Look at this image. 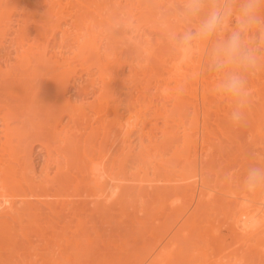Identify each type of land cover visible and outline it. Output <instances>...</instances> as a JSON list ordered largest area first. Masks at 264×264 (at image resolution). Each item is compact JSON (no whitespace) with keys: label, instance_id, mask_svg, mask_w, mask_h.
Listing matches in <instances>:
<instances>
[{"label":"bare ground","instance_id":"6f19581e","mask_svg":"<svg viewBox=\"0 0 264 264\" xmlns=\"http://www.w3.org/2000/svg\"><path fill=\"white\" fill-rule=\"evenodd\" d=\"M77 1L78 6L77 4L76 6L81 11L80 17H78L79 14L76 16L77 11L72 13L69 9L72 0H5L3 3L5 5L0 8V54L6 46L14 51H12L13 55L11 53L0 55V264H35L33 260V262H27L28 257L33 254L41 256V259L42 257L48 259L51 254L59 253L62 250L66 253L70 238H68L69 233L65 227L70 226L68 225L70 219H72L71 222L73 219L76 220V217L73 216L77 214L75 212L78 205L75 206L73 202L79 203L78 208L83 207L80 202H87L89 198H92L91 202H105L111 195L112 189L116 190V188L117 196L121 197L132 194L136 197L149 196L150 192L149 195H146L148 193L141 191L147 187H150V190L155 188L152 185L156 179H148L149 174L156 175L160 172L163 173V170H171L163 166L153 165L151 168L148 166L147 157L150 148L166 146L178 153L179 148L182 147L186 153H189L188 158H192L179 169L172 168V170L178 171L181 177L178 176L177 179H171V181L160 179L163 183V187L160 188L162 189L161 194L164 196L172 193L187 194L193 198L196 192L200 191L202 194L208 189V183L206 177L202 176V171L208 167L206 163H209L211 155L202 152L204 155L200 156L199 153L198 155L201 157L199 162L198 155H194L197 152L190 156V150L193 146L197 147L200 140L201 144L204 143V139L201 137L206 131L204 123L207 112L205 111H210V109L207 110L208 108L205 109V106L209 107L210 105V107L216 108L223 104L222 109H227V111H230V107L218 99H212L215 96L213 78L202 73L203 50L193 52L197 56L195 59L193 53L185 58L172 51L169 46H164L166 43L159 39L162 31L160 29H158L160 31H156L150 26V29L159 32L157 37L159 42H162L161 48L164 47L163 53L159 51L161 57L158 59L163 70L155 62L154 67L163 71L164 74L166 73L167 76L162 75L166 77L165 81L174 79L176 82L180 81L177 83H180L179 86H181V88L177 87L181 89L179 93L175 94L178 92L176 91L172 94L171 90L173 96L166 97L172 98V107L177 114V123L172 121L171 125H165L160 129L162 139L157 140V136L154 137L152 135L154 133H151L152 129L145 131L147 118L144 117L146 112H149L152 117L160 116V107H163V101L166 100L164 98L166 89H161L162 81H159L160 76H158L160 72L157 70L156 73L150 72L152 74L148 75H151V78L157 74V79L154 78L157 83L153 88L156 91L153 94L156 95L149 96V102L146 101L143 92L147 91L148 86L145 81L148 80V77H146L147 73L144 68L148 67L147 64L150 63H147V59L141 55V52L148 53L152 48L147 46L141 48L147 43L143 41L145 44L139 45L142 43V41L140 42L142 39L137 38L139 43L136 42L134 46L124 43L127 41L129 43L131 40L130 37H125L126 30L129 28H134L136 32L133 31V33L140 38L147 35L148 28L143 26L147 28L145 33L142 24L147 23L146 25H148L155 20L156 15L152 5L161 3L163 0H135L133 3L132 0H123L125 4L131 5L132 3L134 5L130 8L120 6L121 0H112L116 9L107 8L108 10L106 7L109 0ZM31 3L33 6L30 7L31 11L28 13H34L35 5L44 3L43 11L35 12L39 14L40 18L38 17V19L40 20L35 17L36 14H30L29 16H34L36 20L33 18L31 22L28 20L29 23L25 22L27 24L23 27L17 25V28L22 29L15 30L16 26L13 27L12 24L13 17L17 15L18 18H24L27 14L25 10H29L28 7ZM125 7L130 10H126ZM38 9L39 7H37ZM110 10L112 11L109 15L108 11ZM117 10L119 14L126 15H122V18L125 17L120 19L123 20L122 27L119 25L117 29L121 43L124 44H118L124 46L120 47L118 51L119 46L113 43L117 36L110 40L113 42H109V32L106 33L107 31L105 32L103 28L110 29V27L119 24L118 18L120 17H117ZM134 11L139 16L135 17ZM85 13L90 15H85ZM74 16L78 17L77 21L80 19L78 24L71 21ZM110 16L112 17L109 18ZM24 20L27 21L25 18ZM21 21L20 23H22ZM13 31L15 34L17 33L16 36ZM131 31H129L130 35H133ZM70 40L71 43L68 42ZM147 41L150 42L148 39ZM154 43H152L153 46H155ZM161 48L159 49L161 50ZM6 50L8 51V49ZM153 51L156 50L152 49L150 52ZM136 54L142 56L143 61L136 63ZM148 56L145 57L150 61L155 55ZM123 57L125 59L122 62ZM12 58L13 62H11ZM126 67L128 73L125 74ZM150 69L149 71H151ZM91 78L92 80H90ZM81 79L84 80V85H87L86 87L92 91L89 95L91 100H80L77 98L79 95H76L78 102H72L73 100L71 101L69 96L71 87L79 86ZM147 82L149 83V81ZM177 83L174 82L176 85ZM163 84L165 85L166 82ZM139 86H141V90ZM132 88H136L137 92L142 93H137L138 96L132 97ZM81 89H78V93L83 95ZM82 90L83 93H86L84 88ZM249 91L250 99L247 109L254 105V100L264 99V69L259 70L250 78ZM198 93L200 94L199 98ZM183 96L186 97L185 100ZM155 97L160 98L156 104L154 103ZM208 97L211 99L208 100ZM214 103L218 104L214 105ZM219 110L222 111L221 107ZM133 119L137 122L135 125L132 123ZM178 126L182 128L179 131L182 132L181 137H178ZM134 131H137V140L133 139ZM34 145H38L46 157L43 156L42 159H45L47 164L41 159L44 164L41 163L40 167L42 168L39 172L31 160ZM41 155L39 156L41 157ZM49 167H53L51 176ZM141 192L143 196H140ZM154 194L158 193L152 192L150 196H155ZM203 197L210 198L206 192L203 193ZM210 201L211 199L206 203L214 204ZM17 202L20 204L17 205ZM32 202H42L43 204H40L45 206V211L42 212H49L46 209L53 208L52 206V208L48 207L47 202H67L65 204H70L69 206L73 204L76 209L68 207L66 209V212L67 210L69 212L66 214L68 216H57L56 212H51L56 216H52L50 213L46 214L52 218L58 217L54 219L59 221L56 223V220L50 218L43 224L45 221L39 220L41 211L37 213ZM203 203L205 202L199 200L197 209ZM252 203L248 204L251 206L245 205L241 208H238L237 205L234 211H230L232 213L228 214L232 216L230 233L238 241L256 238L259 234L264 235V197L256 199ZM173 204L172 202L171 208H173ZM239 205L242 206V204ZM171 210L173 211V209ZM59 212L62 214L63 209ZM77 212L80 213V210ZM78 216L77 220H79ZM49 217L45 216L44 218ZM141 221H137L136 225L140 227L144 220ZM74 229L78 230V228ZM64 234L68 236L67 241L69 242L65 240ZM62 236L63 238H61ZM35 238L38 239L37 242H41L42 247L39 246L41 248L35 246L33 241ZM61 239L64 241H60ZM163 241L162 238L156 240L148 251L149 253L141 254L143 256H140L136 264H167L170 260L172 262L175 243L169 241L163 245ZM59 242H66V245L62 244L64 246L62 247ZM252 262L259 264L256 259Z\"/></svg>","mask_w":264,"mask_h":264},{"label":"rangeland","instance_id":"374dc122","mask_svg":"<svg viewBox=\"0 0 264 264\" xmlns=\"http://www.w3.org/2000/svg\"><path fill=\"white\" fill-rule=\"evenodd\" d=\"M1 2H0L1 4L0 8H2L3 5H5L3 4L5 0ZM120 2H122L120 3V6H123V7L128 6L130 8L131 6L132 7L134 6L132 5V3L135 2V0H132L131 5L129 3L125 4V1L123 0H121ZM31 4H29L30 5L28 7L29 10L27 11L25 10V12L27 13L25 14L28 16L25 15L24 18L27 21H25L24 18H18L17 15H15L17 16L16 18L15 16L13 17L14 19L12 20V24H13V27L16 26L14 28L15 30L22 29V28H17V25L18 27L20 26L23 27V25L31 22L32 18L33 20L34 19L36 20L34 16L32 15H31L32 17L29 16L30 14H34V15L36 14L37 16L35 15V17H37V19L38 17L40 18L39 14L35 12L41 13L43 11L44 3L43 4L41 3L42 5L40 4H37V6L35 5L34 8L36 10L34 13L32 12L28 13V11H31L30 7L33 6V4L32 5ZM76 4L78 6V1L72 0L69 6L70 7L69 9L70 11H72V13L73 11L75 12L77 11L76 16H78L79 14L78 17H80L81 11L78 10ZM107 4L108 5L106 9L107 8L116 9L115 4L113 6L112 0L107 1ZM37 7H39L38 10L40 11L37 10ZM129 8L125 7L126 10L127 9L130 10ZM107 10L105 11L107 12ZM111 11L112 10L108 11L109 15L111 14ZM14 14H17V13H14ZM85 15H90V14L85 13ZM122 15H124V13ZM122 15L121 13L119 14V12L117 14V17H120L118 18L119 24L110 27V29L107 27H103L105 32L107 31L106 33L109 32L108 41L113 42L110 40H112L115 36H117V38L114 39L116 41L113 42L116 45L118 44L132 45L133 44L134 46L136 42L139 43V40L137 41V39H142L140 40V42L142 41V43H139V45L145 44V42L147 44L142 45L141 48L144 46H147V47L152 48L153 50H156V51L150 52L152 51V49H150L149 51L150 53L149 52L147 53L144 51L141 52V55L144 56L145 59H147L148 61L147 63H150V64H147L148 67L146 68L148 69L144 68V70H146V73H147L146 77H148V80L146 79L145 81V84L147 83V86H148L146 89L148 92L145 91L146 94L145 92H143V94L145 95V99H147L146 100L147 102H149L148 100H150L149 99L150 97H154V95H156V94H153L156 92L154 91L155 89L153 88H154V85L157 83V81L155 80L157 79V74L156 76H154V78L156 77L155 79L153 77L151 78V75H148V74H152L150 72L152 71L155 72L157 70L160 72V73L157 72L159 73L158 76H160L159 81L160 82L162 81L161 82L162 84H160L161 89H166L164 98L167 101L166 100L163 101L164 102L163 107L159 106L160 107L159 112L161 113L160 116L152 117L149 112H146L144 118L145 119L147 118L145 122V131H147V129H152L153 132L151 130V133H154L152 135L154 137L157 136L158 137V138L156 137L157 140H161L162 138H161L160 129H162L165 125H171L172 121H175L177 123L176 121L177 114L175 113L172 107L173 106L172 105L173 103L171 100L172 98H166V97L173 96L172 94H174L176 91L178 92H176L175 94L179 93V90H181L180 89L181 86H179L180 83H177V82H180V81L176 82V80L174 79L172 81H168V80L165 81L166 77L162 76V75H165V76L167 75L166 73L164 74V72L161 71L163 70V68L159 64L160 60H158L161 57V52L159 51H162L163 53L164 47L162 46L161 48V45H162L161 43L163 41L161 40L162 42L160 43L159 42L160 38L158 39L157 37L159 32L158 33L155 32V30L156 31L163 30L162 25L159 22L157 23V19H156L157 17L154 18L156 21L153 20L148 25H146L147 23L142 24V29L144 30L145 33L148 28L147 35L145 36L146 37L148 36L150 39L146 38L145 36L143 37H145L146 39L143 37L140 38L138 35H135V33H133V31L136 32L134 28H129L128 29L129 31H131L132 29L131 34L133 33V35H130V32L126 30L127 32L125 34V37L126 38L130 37L131 40L129 43L127 41V43L123 42L124 44H122L121 43L122 41L120 39V34H118L117 32L118 26L120 25L122 27L123 20L121 21L120 19H123L125 18L124 16H126L124 15L122 18ZM136 16H139V15L136 13L135 17ZM78 17L75 18L74 16L73 19H71V21H75L74 23L78 24L80 22V19L77 21ZM111 17L112 16H110L109 18ZM21 20H24V21H21ZM20 21L22 23H20ZM15 22H18V23H15ZM152 23H155V24H152ZM150 26L152 28H155V30L150 29L151 28ZM13 32L12 33L15 34V31ZM16 34L14 36H16ZM110 36H113V37H110ZM132 36L133 37L135 36V38H133ZM147 39L150 40V42H148ZM68 42L71 43V40ZM156 42L160 45H158ZM148 43L150 44L154 43L155 46H153V44L149 46ZM121 45L120 46L118 45L119 47L116 46L118 47L117 51L120 49V47H124ZM166 45L167 44H165L164 46ZM9 48L10 47H7V46L3 48L5 52L1 50L2 55L1 54L0 55L1 56L5 54L9 55L10 53L13 55V52H14L13 49L11 48L9 49ZM159 48H161V50ZM6 49H8V51ZM138 54H136L138 57L135 56L136 63L137 62L139 63L143 61L144 59L142 56ZM194 54L195 53H193L194 57L193 56L192 57L195 59V57L197 56L196 54L195 55ZM148 55L150 56L155 55V56L152 57L149 61L148 60L149 58L145 57ZM141 57L143 59H141ZM123 59H125V57L121 59L122 62L124 61ZM13 61L14 59L11 62ZM154 62L159 64V66L161 67V70L156 69L157 67H154L155 65ZM152 66L155 68V70H153L154 68ZM149 67H151L152 69H150ZM127 69H128L127 67L124 69L125 74L128 73ZM149 69L151 71H149ZM90 80H92V78ZM83 81L84 80L81 79L79 81L80 82L79 86L76 85L74 87H71V93L69 94V96H70L71 101L73 100L72 102H75V101L78 102V99L91 100L89 95L91 94L92 91L88 87H86L87 85H84L85 83ZM147 81H149V83L151 82L152 83L149 84ZM165 82L166 84L168 82L167 86L166 84L165 85L163 84ZM174 82L177 83V85L174 84ZM164 86L166 87L164 88ZM178 86L180 88H177ZM139 87L138 88L141 90V86ZM174 87L177 89H175ZM81 88L82 89L84 88L85 92L86 93L89 92V93L88 94L83 93L84 91ZM86 88L89 89L88 92ZM78 89H81L80 91L82 92L83 95H81V93H78L79 92ZM132 90H133L132 92L133 96L131 95L132 97L138 96L136 95L137 93H142V92H137L138 90L136 88H132ZM171 90L173 93L171 92ZM76 95L77 96L79 95V96L77 97ZM86 96H88L90 99L87 98ZM199 96L200 94L198 93V98ZM76 97L78 99H76ZM175 97L176 95L174 96V98ZM123 98L125 99V95L123 96ZM155 98H154V103L156 104L160 98H156V99ZM185 98L183 96L184 100ZM209 99H211V97H208V100ZM212 99L216 100L217 98L216 96H214L212 97ZM253 103L254 105L250 107V109H246V121L237 126H234L233 124L230 123L229 121L230 111H227V109L223 110L222 109L223 104L219 103L220 105L217 106L218 108L217 107L215 108L214 106L210 107V105L209 107L205 106V109L208 108L207 110L210 109V111H205L207 112L205 113L207 118L204 123L206 131L204 133V136L201 137L204 139L203 141L204 143L201 144V140H200L197 147L194 148L193 146L190 150L191 152L190 156L191 154L196 153V152L197 153L194 154L195 156L198 155L199 153H200V156L201 154L211 155L209 163L208 162H207L208 164L206 163L208 167L207 168L205 167L206 166L205 163H204L205 166L202 164L205 167L204 170L202 171L203 172L202 176L206 177L205 179L208 183V189L205 190L203 193L206 192L210 196L209 199L207 197H203V193L200 194V191L196 192L193 198L188 196L187 194L172 193L167 196H164L163 194H161L162 189L160 188L163 187V183L161 182L162 180L160 179L171 181V179L172 180L177 179L178 176L181 177L178 171L176 172L174 170L179 169V167L183 166L188 160L190 161L191 157L188 158L189 153H186L185 149H183L182 147L179 148L178 153L174 152V149H172L171 147H166V146L165 147L162 146L160 148H150L149 154L147 157L148 166H150L151 168L153 165H157V166H163V167H167L171 169L169 171L163 170V173L160 172L159 174L157 173L156 175L149 174L148 179H153V180L156 179L155 183L152 185V186H155V188L154 187L151 188V190L154 189L153 191H151L150 187H147L145 185L147 188H143V190H141L144 193H148L146 195H149V192H150V195L152 192L153 193L157 192L158 193L156 194L158 195L157 197L155 194H154L155 196L149 195L150 197L146 195H145L146 197H138V196L136 197V196H133L134 194L129 195L127 197L117 196L116 191L118 192V190L116 187H118V185H115L116 187L114 186V188H116V190L112 189L111 195L105 202H95V201L91 202L90 199L92 198H89V199L87 198L88 199L87 202H80V204H83V207L80 206V208H78L79 206L78 202H73V204L75 203L74 204L75 206L78 205L76 207L77 209L74 208L75 206H73V204L72 206H69L70 204H65L67 202H58V203L54 202V203H57L56 205H54L53 202H47L46 205H48V207L50 208L52 207L53 208L51 210L48 208L47 209L45 208L49 212H42V211H45L44 210L45 206L43 207V205L40 204L42 202H32V206L34 210H37L38 211L37 213L41 211L40 214L43 216L40 215L41 217L39 216V220L42 219L41 222L45 221L43 222V224L46 223L47 220H50V218L51 219L58 218V217L52 218L46 215L49 213L51 214V212H54V213L56 212L55 214H57V216H60V215L68 216L66 215V214H69L68 210L66 212V209H68V207L76 209L75 214L77 213L76 215L77 216L80 215V216H78L79 220H77L78 218L76 215L73 216V217H76L77 221L75 219H73L72 222L70 221L72 219L69 220L70 223L68 225H70L69 227L71 228L67 226L65 227L67 228V233H69L68 234L69 237L65 236V234L63 236L66 237V238L64 237L66 241H67V237L70 238V242L67 241L70 244L67 243L69 245H68V250L66 253H64V250H62L59 253L57 252V253L51 254L48 259H46L45 257H42L41 259V256H39L40 257L39 258L38 256H35V254H33V256L28 257L27 262L33 260L35 264H136V261L140 258V256H143L141 254H148L149 253L148 251H150L153 243L156 240L162 238L164 239L163 245L169 241H172L173 243H175L174 246H176L173 249L174 256L172 255L174 260L172 262H170L171 261L170 260L167 264H253L255 262H252V260H255V259L258 260L259 264H264V235L259 234V236L257 235L258 237L256 236V238H250L248 240H242V241L240 240L241 242L236 240L237 238L234 237L232 233H230L232 216L228 215L234 211V208L237 205H238L237 206L238 208L245 207V205L251 206L248 204H251L252 202L254 203V200L256 201V199L264 197V189L249 191V190H246L242 186V183H241L242 176L250 164L264 163V99H256L253 101ZM217 104L214 103V105H217ZM220 107L222 111L219 110ZM200 112H203V111L200 110ZM132 123L135 125L137 122L134 121L133 119ZM178 129H179L178 137H181L182 132H179V131L182 130V128L178 126ZM134 133H135V136L133 137V139L137 140L136 139L137 131H134ZM29 141L30 140L28 139V142ZM36 146L38 147V145ZM36 146L34 145V149L31 152V160L33 164L36 165L35 168L39 172L42 168L40 167L42 163L41 159L45 157V154L44 152H42L43 150H41L40 147L37 148ZM36 149H40V150H36ZM41 152H42V155H41ZM32 155L34 158L32 157ZM39 155H41V157ZM200 156L198 155V159H197L199 162L201 161ZM44 160L45 159H42V161ZM44 162L45 164H47L46 161ZM174 167L175 169L172 170V168ZM49 168L51 169L50 170L51 172L50 176H51L53 174L52 173L53 167L52 168L49 167ZM174 172H176L177 174ZM141 194L140 196H143V194L142 195ZM161 195H163L164 197ZM210 199H211L210 202H214V204L209 205L206 203ZM199 200H202V202H205V203H203L197 209L196 206ZM172 202L174 203L173 208H171ZM19 204L20 202H17V205ZM239 204H242V206ZM57 205H60V206H57ZM62 206L63 207L65 206V207L63 208ZM61 207L63 209L62 214L61 212H59L60 210H62ZM171 209H173V211ZM79 210H80V213L77 212ZM55 214L52 213L51 215L53 216ZM45 216L49 218H44ZM42 217L44 218V220ZM54 220H56V223L57 221H59L58 219H54ZM80 220H83V221H80ZM141 220H144V222L139 227V225L138 226L136 225V222L141 221ZM79 223L80 224L82 223V225H80ZM74 228H78V230ZM70 230L73 232L76 230L77 231L73 233ZM63 236L61 238H63ZM256 239H258V241H256ZM33 241L36 245L33 242L32 243L35 246H38L37 248L42 247V244H40L41 242L40 243L37 242L38 239L36 240L35 238ZM60 241H64V239H61ZM65 243L66 242H61L60 244L62 247H64L62 244H65ZM150 260H152V258H150Z\"/></svg>","mask_w":264,"mask_h":264},{"label":"clouds","instance_id":"9594fccd","mask_svg":"<svg viewBox=\"0 0 264 264\" xmlns=\"http://www.w3.org/2000/svg\"><path fill=\"white\" fill-rule=\"evenodd\" d=\"M152 7L160 39L185 58L202 49V73L230 107V123H244L249 80L264 69V0H163ZM241 183L249 191L264 189V163L250 164Z\"/></svg>","mask_w":264,"mask_h":264}]
</instances>
